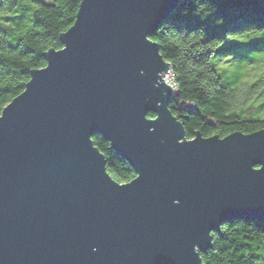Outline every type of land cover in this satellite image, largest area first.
Instances as JSON below:
<instances>
[{"label":"water","instance_id":"95a60500","mask_svg":"<svg viewBox=\"0 0 264 264\" xmlns=\"http://www.w3.org/2000/svg\"><path fill=\"white\" fill-rule=\"evenodd\" d=\"M179 1L80 0L2 108L0 264H204L223 222L264 223V128L190 139L168 107L150 35ZM95 133L132 179L109 174Z\"/></svg>","mask_w":264,"mask_h":264},{"label":"trees","instance_id":"16d2710c","mask_svg":"<svg viewBox=\"0 0 264 264\" xmlns=\"http://www.w3.org/2000/svg\"><path fill=\"white\" fill-rule=\"evenodd\" d=\"M79 3L0 0V112L24 89L30 71L46 64L43 53L62 47L59 36L74 22ZM150 39L170 65L175 91L168 107L187 138L195 132L224 136L264 128V99L255 103L264 96V69L250 64L262 69L261 76L245 85L248 69L230 78L226 68L215 67L224 56L243 54L239 64L264 56V0H180ZM147 116L155 115L149 111ZM91 139L116 181L135 176L110 142L97 133ZM211 234L212 247L200 253L204 264H264L263 222L228 220Z\"/></svg>","mask_w":264,"mask_h":264},{"label":"rangeland","instance_id":"374dc122","mask_svg":"<svg viewBox=\"0 0 264 264\" xmlns=\"http://www.w3.org/2000/svg\"><path fill=\"white\" fill-rule=\"evenodd\" d=\"M242 55H240L238 57H235V58L233 56H224V57H222L223 62L222 61H219L218 62L219 64H221L220 62H222L223 67H222V65H219L217 63L215 64V67H216V70L217 71H221L223 68H226V75L228 77H230V78L232 76L236 75L239 72H241V73L244 74V72H246V70L248 69L250 71L248 77L247 76L246 77H243L244 78L243 79V83L246 85L247 83H249L251 81L252 78H255V77L260 78L261 71H262V69H264V64H263V62H264V56L263 55H258L257 58H256L257 60H252V61H245V59H246L245 58L244 61H243V63L242 64H239V62L243 59V58H241ZM245 55L246 54H244V56ZM256 63L259 64L260 67H262L261 70L258 69V68H256V67H255L256 70H254L253 69L254 66L251 69L250 64H254V65L257 66ZM165 74H166V78L170 81V78H172L171 73L166 72ZM172 85L174 86L173 83H172ZM245 85H243V88L245 87ZM174 91L175 90L173 89V93H174ZM263 99H264V96L262 95L260 97V99H258V100L255 101V103H259V102L263 101Z\"/></svg>","mask_w":264,"mask_h":264},{"label":"built area","instance_id":"2783aa9c","mask_svg":"<svg viewBox=\"0 0 264 264\" xmlns=\"http://www.w3.org/2000/svg\"><path fill=\"white\" fill-rule=\"evenodd\" d=\"M164 79L166 80V82L172 87V91H173V86H172V79L170 78V81L166 78V74L164 75Z\"/></svg>","mask_w":264,"mask_h":264},{"label":"bare ground","instance_id":"6f19581e","mask_svg":"<svg viewBox=\"0 0 264 264\" xmlns=\"http://www.w3.org/2000/svg\"><path fill=\"white\" fill-rule=\"evenodd\" d=\"M169 73H171V70H170V68H169V71H168ZM173 83V82H172ZM173 86V85H172ZM173 89L175 90V87L173 86Z\"/></svg>","mask_w":264,"mask_h":264},{"label":"snow or ice","instance_id":"6c2138e0","mask_svg":"<svg viewBox=\"0 0 264 264\" xmlns=\"http://www.w3.org/2000/svg\"><path fill=\"white\" fill-rule=\"evenodd\" d=\"M191 139V138H190Z\"/></svg>","mask_w":264,"mask_h":264}]
</instances>
